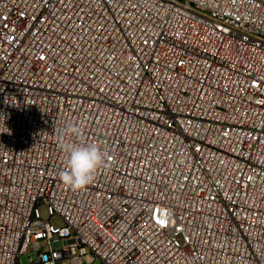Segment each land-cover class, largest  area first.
<instances>
[{"label": "built area", "instance_id": "2783aa9c", "mask_svg": "<svg viewBox=\"0 0 264 264\" xmlns=\"http://www.w3.org/2000/svg\"><path fill=\"white\" fill-rule=\"evenodd\" d=\"M68 123L108 154L81 190ZM25 254L264 264V0H0V264Z\"/></svg>", "mask_w": 264, "mask_h": 264}, {"label": "clouds", "instance_id": "9594fccd", "mask_svg": "<svg viewBox=\"0 0 264 264\" xmlns=\"http://www.w3.org/2000/svg\"><path fill=\"white\" fill-rule=\"evenodd\" d=\"M60 148L65 154L66 167L59 174L64 186L72 190H81L93 182L95 173L107 165L108 154L96 142L74 143L70 137L80 138L82 127L68 123L60 130Z\"/></svg>", "mask_w": 264, "mask_h": 264}, {"label": "rangeland", "instance_id": "374dc122", "mask_svg": "<svg viewBox=\"0 0 264 264\" xmlns=\"http://www.w3.org/2000/svg\"><path fill=\"white\" fill-rule=\"evenodd\" d=\"M52 222L54 223V224H57V225H60L61 224V221L58 219V218H54L53 220H52ZM30 257H29V255L28 254H25V255H23L22 256V263L23 264H29L30 263ZM84 264H89V262L86 260V261H84ZM92 264H102V262L100 261V260H96L94 263H92Z\"/></svg>", "mask_w": 264, "mask_h": 264}]
</instances>
